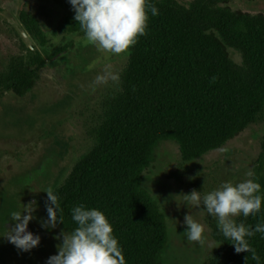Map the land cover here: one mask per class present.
Returning <instances> with one entry per match:
<instances>
[{
	"label": "trees",
	"instance_id": "trees-1",
	"mask_svg": "<svg viewBox=\"0 0 264 264\" xmlns=\"http://www.w3.org/2000/svg\"><path fill=\"white\" fill-rule=\"evenodd\" d=\"M230 1L151 0L159 14L149 13L146 35L130 47L118 85L106 93L100 112L91 118V146L53 190L64 217L57 224L62 230L75 227L70 215L74 205L98 208L109 219L126 264H160L166 222L140 187L157 144L176 141L183 162L189 163L264 120V14L234 11ZM18 17L37 47L0 60V99L10 95L22 102L48 61L73 44L50 50L38 16L23 4ZM68 30L85 37L78 22ZM230 51L241 61L236 62ZM262 149L256 181L264 192V144ZM31 164L34 160L25 170ZM259 218L239 216L236 222L254 226ZM210 226L219 248L207 264H246L245 257L247 264H255L249 253H235L216 222ZM249 244L264 262L260 234Z\"/></svg>",
	"mask_w": 264,
	"mask_h": 264
},
{
	"label": "rangeland",
	"instance_id": "rangeland-1",
	"mask_svg": "<svg viewBox=\"0 0 264 264\" xmlns=\"http://www.w3.org/2000/svg\"><path fill=\"white\" fill-rule=\"evenodd\" d=\"M23 4L38 16L50 39V50L68 43L73 48L48 61L40 81L24 101L10 95L0 99V236L5 227H12L8 218L11 211L35 202L33 215L37 219L29 226L41 237L39 245L29 252L0 238V264H45L49 256L57 254L64 230L58 225L51 231L42 229L37 222L47 218L44 191L59 187L91 146L87 133L91 118L100 112L106 93L118 85L130 53L129 48L111 54L90 44L86 37L69 33V27L77 22L68 0H0L1 61L27 47H37L18 17ZM230 7L251 15L264 14V0H231ZM230 55L241 61L234 51ZM263 144L264 120L223 148L189 163L183 162L176 141L157 144L154 161L144 171L140 187L156 202L166 222L167 241L160 264L208 263L219 248L210 226L216 220L202 204L186 201L184 195L193 190L203 195L223 182H240L250 170L256 179ZM186 215L204 226L203 245L186 239Z\"/></svg>",
	"mask_w": 264,
	"mask_h": 264
},
{
	"label": "clouds",
	"instance_id": "clouds-1",
	"mask_svg": "<svg viewBox=\"0 0 264 264\" xmlns=\"http://www.w3.org/2000/svg\"><path fill=\"white\" fill-rule=\"evenodd\" d=\"M68 3L87 41L111 54H120L134 46L139 37L146 35L149 13L153 17L159 14L151 0H68ZM246 177L237 183L223 182L203 195L193 190L184 196L186 201L203 205L207 214L216 220L219 234L230 241L235 253L247 252L255 264H264L249 244V239L257 233L264 239V192L253 171H248ZM44 192L47 218L37 222L42 229L51 231L58 223H63L64 217L57 195L51 189ZM36 209V203L32 202L11 211L8 218L12 227L4 226L5 233L0 238L22 252L37 247L40 235L27 230L29 222L37 219L33 215ZM70 215L75 227L70 232H61L57 254L49 256L45 264H126L123 248L103 211L79 203L71 208ZM250 215L260 217L254 226H246L242 221L237 223L234 219ZM183 223L186 239L203 245L204 226L190 215L184 217ZM245 260L247 264L248 257Z\"/></svg>",
	"mask_w": 264,
	"mask_h": 264
},
{
	"label": "water",
	"instance_id": "water-1",
	"mask_svg": "<svg viewBox=\"0 0 264 264\" xmlns=\"http://www.w3.org/2000/svg\"><path fill=\"white\" fill-rule=\"evenodd\" d=\"M28 231H30V232H32V230H31V228H30V226L28 225V229H27Z\"/></svg>",
	"mask_w": 264,
	"mask_h": 264
}]
</instances>
